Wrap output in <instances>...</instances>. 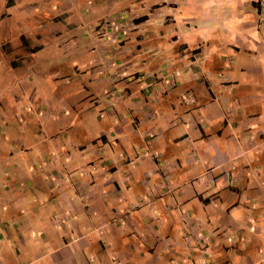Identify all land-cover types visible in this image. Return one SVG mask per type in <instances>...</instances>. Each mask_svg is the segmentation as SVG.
I'll return each instance as SVG.
<instances>
[{
  "label": "crops",
  "instance_id": "1",
  "mask_svg": "<svg viewBox=\"0 0 264 264\" xmlns=\"http://www.w3.org/2000/svg\"><path fill=\"white\" fill-rule=\"evenodd\" d=\"M34 1L0 0L8 70L53 96L23 92L41 172L8 180L27 216L0 229V264H264V0H117L133 26L98 34L82 65L37 59L65 29H38L63 14L28 18Z\"/></svg>",
  "mask_w": 264,
  "mask_h": 264
},
{
  "label": "rangeland",
  "instance_id": "2",
  "mask_svg": "<svg viewBox=\"0 0 264 264\" xmlns=\"http://www.w3.org/2000/svg\"><path fill=\"white\" fill-rule=\"evenodd\" d=\"M124 1L130 2V0ZM61 2L62 5L56 8L55 6H50V4H44L42 0L40 2L34 1V3L37 4L35 9L32 8V10L26 15V17L30 18L31 16H37L41 12H48L54 15H57L58 13H61V15L63 14L62 22L45 21L42 25L38 26V29L42 30V28H45L48 29V31L62 27L65 29L61 36L56 37L53 40L51 39V43L46 46L50 51L41 50L36 53V57H38L37 59L43 61L44 64H60L64 61V58L67 59L68 63H73L75 65L85 64L90 58L89 55H86L85 53H87L88 48H96V37L98 34L102 36L107 32H119V28L128 30L133 26L132 20H130V15H128L129 11L132 10L129 3L125 4L126 10L128 11L122 10L119 11V13L117 12L116 14H113V11L115 10L113 6L117 5V0L116 2L115 0L101 1L96 4L93 0H61ZM140 2L141 4L146 3V6L149 4L148 0H141ZM150 2H153V0H150ZM71 11H73V13L69 14ZM13 15V12H10V22L16 20ZM123 20L128 22L125 21V23H123ZM0 25L3 26V23L0 22ZM109 25H113L114 28L109 29ZM5 31V33L1 34L0 41L3 35H9V44H17L18 40L16 39L15 34L7 29ZM69 36H74L76 38L77 45L80 47L81 55L74 57L71 53L76 48L75 45H71L70 41H65L67 42L66 44L62 42V39H68ZM85 39H89V42ZM32 41L34 44H39L35 40ZM14 51L15 50L4 55L0 53V229L5 230L20 227V221L27 216L24 210H20V205L16 207V202L13 199L11 200V192L9 191L10 189L8 190V186L11 184V182L8 181L9 178L15 179L17 183L19 180H22L21 183L23 184L24 182V186L28 182L36 184V181L39 179L38 173L41 172L38 162L43 157L41 150L44 139H38L39 136L30 137L21 132L24 130L22 125L24 126L25 121H27V119H25L26 113L24 111V103H26L25 94L30 97L33 96L35 99H42L41 91L43 90L48 99H53V96L50 93V88L48 87L49 85L45 82V78H41V80L38 79V89H35V84L24 87L22 83H25V81L23 82L21 79L15 77L19 72H11L8 70L7 63L16 58L14 57V53H16ZM33 81L36 82V80ZM39 86H41V88ZM23 92H25L24 95ZM7 99H18L17 108L15 109L14 106V109H12ZM18 133L19 136L17 137L16 135ZM5 149L11 151L15 164H21V166H24L25 174L28 176H21L17 173L20 171H16L15 168L12 167L13 161L10 162V160L7 159ZM13 150L18 152H12ZM16 157L19 158L16 159ZM28 192H30V190L25 192L24 195H28ZM31 193L35 194L36 192L31 190ZM28 200V198L24 200L23 206L25 208L27 206V209H30ZM50 218L52 221L55 220L56 223L63 220L62 224H66L65 219L60 218L59 215L55 217H51L50 215ZM226 221L227 219L223 220L218 226L222 227ZM69 222L70 220L68 223ZM3 246L4 244L0 240L1 259H5L3 253L5 252L6 247L3 248ZM9 253L10 255L8 259L13 256L15 257L14 249Z\"/></svg>",
  "mask_w": 264,
  "mask_h": 264
},
{
  "label": "built area",
  "instance_id": "3",
  "mask_svg": "<svg viewBox=\"0 0 264 264\" xmlns=\"http://www.w3.org/2000/svg\"><path fill=\"white\" fill-rule=\"evenodd\" d=\"M109 29L111 28H114L113 25H109L108 26ZM182 102L185 104V105H191V104H194V98L191 96V95H187L185 96L183 99H182Z\"/></svg>",
  "mask_w": 264,
  "mask_h": 264
},
{
  "label": "trees",
  "instance_id": "4",
  "mask_svg": "<svg viewBox=\"0 0 264 264\" xmlns=\"http://www.w3.org/2000/svg\"><path fill=\"white\" fill-rule=\"evenodd\" d=\"M140 20H142V19H137V21H136V22H139Z\"/></svg>",
  "mask_w": 264,
  "mask_h": 264
}]
</instances>
